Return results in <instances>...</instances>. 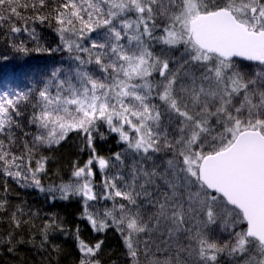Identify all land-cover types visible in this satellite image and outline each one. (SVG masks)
I'll return each mask as SVG.
<instances>
[{
  "label": "snow or ice",
  "instance_id": "obj_1",
  "mask_svg": "<svg viewBox=\"0 0 264 264\" xmlns=\"http://www.w3.org/2000/svg\"><path fill=\"white\" fill-rule=\"evenodd\" d=\"M0 225L20 264L57 236L102 264L88 230L127 264H264V0H0Z\"/></svg>",
  "mask_w": 264,
  "mask_h": 264
},
{
  "label": "trees",
  "instance_id": "obj_2",
  "mask_svg": "<svg viewBox=\"0 0 264 264\" xmlns=\"http://www.w3.org/2000/svg\"><path fill=\"white\" fill-rule=\"evenodd\" d=\"M38 32L41 35L42 42H46L49 44H55L57 37L52 32L51 29H48L44 26L38 27ZM26 36V34H25ZM45 62V58H40L39 60H33L32 66L37 68H42ZM246 64H250L253 69L257 68L256 63L245 62ZM5 79L6 81L10 79L7 75V70L5 71ZM30 79V78H29ZM14 85L8 84L9 89ZM103 131V129H101ZM75 139V137H73ZM115 148L114 138L110 137L106 143H103V151L101 155L107 156L111 150ZM118 150V149H116ZM67 153V149H64ZM11 187L14 191L19 192L20 195L27 200L28 205L32 208L33 211L37 209L42 210V214L50 211H59L65 216H70L77 212V207L75 205H67V206H58L57 208H50L48 204H45L41 195L35 191L22 190L18 188L15 184H11ZM14 203H19L20 201L13 197ZM37 225H39V221H36ZM79 223V221H77ZM4 225H0V230H2ZM83 227V225H81ZM27 238V237H25ZM83 239L86 242L93 243L97 240H104V245L101 250L99 259L102 264H127V261L124 259V248L122 245L121 237L115 230H110L104 234H95L91 232V230L85 231L83 233ZM36 243H39V237L37 236ZM52 243L55 245H60L63 249V254L57 256L54 251H50V253H45L41 255L35 249H32L31 246L21 247L19 249V255L23 261H26L27 264H40L41 260L47 262V264H70L76 258V250L74 248L73 241L64 236H57L52 240ZM0 251H3L0 249ZM0 264H20V261L16 259L15 256L8 255L6 252L0 255Z\"/></svg>",
  "mask_w": 264,
  "mask_h": 264
},
{
  "label": "water",
  "instance_id": "obj_3",
  "mask_svg": "<svg viewBox=\"0 0 264 264\" xmlns=\"http://www.w3.org/2000/svg\"><path fill=\"white\" fill-rule=\"evenodd\" d=\"M238 59H241V58H238ZM245 62H247V61H245ZM252 63H255V62H252Z\"/></svg>",
  "mask_w": 264,
  "mask_h": 264
}]
</instances>
